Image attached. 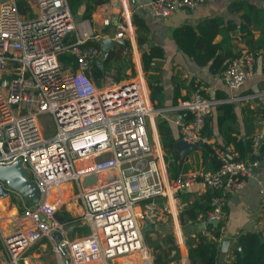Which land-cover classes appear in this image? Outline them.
<instances>
[{
	"label": "built area",
	"instance_id": "obj_1",
	"mask_svg": "<svg viewBox=\"0 0 264 264\" xmlns=\"http://www.w3.org/2000/svg\"><path fill=\"white\" fill-rule=\"evenodd\" d=\"M199 1L153 0L149 10L168 18L178 10L195 9ZM112 22V16H104L103 26ZM129 33L130 24L121 14L114 36L117 46L125 49ZM97 39L91 21L77 22L68 0L0 1V164L20 160L42 193L37 207L30 203L23 210L31 225L1 236L0 264H29V248L45 238L55 240L53 232L64 230L56 220L61 197L55 198L64 183H76L82 220L91 231L71 241L64 236L57 242L58 251L64 247L74 264H115L128 257L133 260L128 264H154L144 223H173L180 229L188 207L181 193L203 185L217 193L207 214L198 218L217 221L222 237L229 197L257 177L259 159H238L233 151L213 144L205 132L206 120L220 101L207 97L202 88L176 107L181 110L176 123L181 139L210 145L219 166H194L171 176L174 158L166 161L159 137L149 136V124L156 131V111L144 75L121 80L103 73L96 80L90 72L102 56L101 45L91 44ZM255 60L251 51L232 58L223 73L231 90L254 75ZM43 113L55 123L51 136L41 127ZM252 152H264V134H254ZM92 175L98 180L84 187V179ZM260 194L264 200V185ZM12 195L0 181V199ZM41 213L51 223L43 221Z\"/></svg>",
	"mask_w": 264,
	"mask_h": 264
},
{
	"label": "crops",
	"instance_id": "obj_2",
	"mask_svg": "<svg viewBox=\"0 0 264 264\" xmlns=\"http://www.w3.org/2000/svg\"><path fill=\"white\" fill-rule=\"evenodd\" d=\"M152 1L108 0V2L99 5L94 10L91 19L83 17L85 7L79 10L78 14L81 16L77 17L76 15V17L91 21L93 29L98 35V39L92 40V42H99L101 49V39L103 37L114 39L117 19L121 17V14L130 24V33L125 49L117 46V44L114 45L110 50V52H114V57L108 64L104 65L106 61L103 62L101 56L90 74L96 80L99 79L95 77V68L98 65L103 73H105V70L111 69L119 79L124 80V76L130 77L131 75H124L125 72L122 69L124 65L122 63H125L124 59L125 61L131 59L136 65L137 71H139V77L141 74L145 77L143 53L149 52L153 47H160L163 50V58L156 60L154 73L158 75V85L161 90L154 97L151 90H149L152 106L156 111L154 115L156 126L154 135L159 137L161 145L159 126H164L166 132L168 129L175 142L181 139L180 129L176 123L181 110L176 107L184 99L190 98L195 89L202 88L207 97L219 100L221 104L231 103L234 105L235 120H228L222 125L219 123V113L215 107L209 125L213 134L212 143L233 151L238 157H242L244 152V159H259L260 164L257 177L249 179L242 188L229 197L226 232L219 241L218 262L223 264L226 261L235 259L233 249L241 234L253 232L264 237V200L260 194L261 186L264 185V152L255 154L251 150L254 134H264V32L255 28L250 22L249 25L253 32V37L250 38L252 44L246 42L245 34L241 31V26L247 23L243 18L244 13L230 9L232 3L240 0H200L195 9H181L168 18L158 17L151 13L141 15L136 12L138 9L142 12L149 10ZM245 1L264 10V0ZM106 15L112 16L111 26H103V18ZM137 16L138 20L136 21ZM216 16L222 17L226 22L234 21L239 27L234 33H220L215 37V43L226 46L228 57L230 54L235 55L243 51H252L255 54L254 75L242 87L234 90H231L224 81L223 72L212 71L210 65H198L180 49L173 37L174 30L181 25L188 24L197 28L202 21ZM138 21L144 23L145 27L138 26ZM94 23H96L97 28L94 27ZM118 63H121V65H118ZM204 147L206 146L187 152L182 161L180 160V154L174 148L178 157V166L171 163L170 175L175 176L178 172L191 169L194 166L213 169L216 166V160L213 162V160L204 157ZM254 155L257 158H253ZM172 158L175 157L172 155ZM207 189L203 185H197L187 191V200L183 198L189 206L194 201L201 199ZM29 205L28 199L21 196L18 199L14 194L10 199H0V263H2L1 236L11 233L18 227L24 228L31 225L30 220L22 217L23 210ZM69 206L72 207L68 211L66 206L65 216L56 218L62 224L64 230L61 231L67 239H69L67 229L70 226L79 227L80 224L85 223L82 220L84 213L82 204L80 208L78 203H71ZM71 210H76L81 217L71 214ZM180 227V229H177L173 223L168 225L144 223V232L149 233L154 246H157V251L166 255L170 264H193L189 257L187 239L199 233L210 235L213 227L216 226L208 225L206 221L199 218L193 220L192 223H188V221L184 223L181 217ZM224 237L231 238L226 251L222 250ZM144 238L146 239V236ZM57 246L56 239H42L26 251L25 257L29 264H74L71 261L69 252L65 255L61 248L59 251L56 249ZM153 257L155 256L153 255ZM19 264L23 263L20 262Z\"/></svg>",
	"mask_w": 264,
	"mask_h": 264
},
{
	"label": "trees",
	"instance_id": "obj_3",
	"mask_svg": "<svg viewBox=\"0 0 264 264\" xmlns=\"http://www.w3.org/2000/svg\"><path fill=\"white\" fill-rule=\"evenodd\" d=\"M68 2L74 14H77L82 7H85L83 11V17L85 19H91L94 10L99 5L108 2V0H68ZM230 9L232 11L244 13L243 18L247 23L241 26V31L245 34L246 42L251 45V37H253V32L249 23L252 22V25H254L255 28L261 29L264 32V10L245 0L235 1L230 6ZM137 20L138 16L136 17V21ZM138 26L144 28L145 24L141 21H138ZM238 29L239 27L234 21L226 22L222 17L216 16L202 21L197 28H194L188 24L181 25L174 30L173 37L180 49L198 65H210L212 71H221L224 73L232 58L237 54H230L228 57L226 54L228 51L226 46L215 43L214 40L215 37L220 33H234ZM91 44L100 45L99 42H91ZM114 55V52H110L104 65L108 64ZM161 58H163V50L160 47H153L149 52L143 53V64L146 72L145 77L148 82L149 89L151 90V93H153V97L161 90V87L158 85V75L154 73L156 60ZM63 60H69V57L64 56ZM95 69V77L100 78L103 74L102 69H100L98 65ZM203 93L205 94L204 91ZM216 109L219 113L218 120L220 125L224 124L228 120H235L236 114L234 112L233 104L220 103L216 106ZM212 117L213 115L208 117L205 124V132L208 133L210 137L213 135L211 129L209 128ZM159 132L163 147L166 150L168 149L175 157L172 164L178 166V157L174 149V138L170 136L168 129L167 132L165 131L164 126H159ZM212 153L213 151L210 145L204 147V157L215 162L216 158ZM243 153L242 157L237 156V158L246 160L243 158ZM253 158L257 157L254 155ZM215 164L216 166L213 169L218 168L219 162L216 160ZM216 193L217 189L208 188L202 195L201 199L191 203L181 215L183 222H187L188 219L197 220L200 213L206 215L211 208V197ZM181 194L186 200L188 199L186 196L187 191ZM150 238L151 237H149V233L146 234V244L148 245L152 254L155 256L154 264H170L168 257L157 251V246H154ZM220 239V226L213 227V231L210 235L199 233L194 237L187 239L191 262L193 264H219L218 259L220 252ZM233 251L235 259L233 261H226L223 264H264V237L253 232L243 233L238 237L237 244Z\"/></svg>",
	"mask_w": 264,
	"mask_h": 264
},
{
	"label": "water",
	"instance_id": "obj_4",
	"mask_svg": "<svg viewBox=\"0 0 264 264\" xmlns=\"http://www.w3.org/2000/svg\"><path fill=\"white\" fill-rule=\"evenodd\" d=\"M0 1H3V0H0ZM136 12L141 15H146V13H150V10H147L146 12H142L138 9ZM114 45H116V41L114 39L109 38V37L102 38V60L103 62L107 60L110 54V50ZM6 78L7 76L5 74L3 76V83L6 82ZM174 148L180 154V160L182 161L187 152L196 150L199 148V146L197 144H192L185 139H180L174 143ZM97 180H98V177L96 175L86 177L84 179L83 186L84 187L90 186L94 184ZM0 181L6 184L13 192H16L21 197L28 199L29 202L32 205H34V207L38 206L40 199H41V195H42L41 188L37 182L29 179V172L22 165V162L20 160H17L12 164H7V165L0 164ZM41 218L43 221L51 223V220L47 219L46 216L42 213H41ZM207 224L218 226L217 221H211L210 223H207ZM53 237L60 244L61 241L64 239V233L61 230L54 231ZM230 241H231L230 237L223 238V243H222L223 251L227 250ZM61 249L66 255L67 253L66 249L62 246H61Z\"/></svg>",
	"mask_w": 264,
	"mask_h": 264
},
{
	"label": "rangeland",
	"instance_id": "obj_5",
	"mask_svg": "<svg viewBox=\"0 0 264 264\" xmlns=\"http://www.w3.org/2000/svg\"><path fill=\"white\" fill-rule=\"evenodd\" d=\"M76 15H77V17L78 16H81V15H79L78 13L77 14H74L75 18L77 19V22H79L80 20H82L80 18L78 19L76 17ZM94 27L97 28L96 23H94ZM73 39H74V37H72L71 40H73ZM65 57H67V56H65ZM126 60L127 61H125V59H124V62L125 63L124 64L122 63V65H124L122 67V69L125 72L124 75H131V76L130 77L124 76V80H130V79L138 78L139 77V75H138L139 74V71H137L136 65L134 64L133 61H131V59H129V60L126 59ZM119 64L121 65V63H118V65ZM105 73H111V74L115 75L114 74L115 72H113L111 69L105 70ZM39 120H40V124H41V127H42L45 135L46 136L53 135L54 132H55V123L53 121L52 116L50 114H48V113H43V114H41L39 116ZM148 120H149V118H148ZM148 123H149V121H148ZM148 129H149V136H150L151 139H153V137H154V130L150 126V124L148 125ZM163 149H164V147H163ZM164 151H165V149H164ZM165 154H166L165 160L168 161V162H170V160L172 159V154L170 153V151L168 149L165 151ZM75 184L76 183L74 181H70L68 183H64V185L62 187H60V190L57 189L58 190V195H56L55 198L61 197L60 198L61 199V206H60V209L57 212L56 218H58V216L59 217L65 216V214H66V206H67V209L69 211V209L72 207V206H69L71 203H78V207L80 208L81 201L79 199H77L78 189H77V186ZM55 192H56V190L54 192H52V193H55ZM13 194L18 199H20V195L19 194H17L16 192L15 193L13 192ZM70 213L71 214H74L76 216L79 215L76 210H73V211L71 210ZM79 217H81V216L79 215ZM90 227L91 226H90L89 222H86L84 224H80L79 227H77V226H70L67 229V237L70 240H73V239H75L77 237H83V236H85V235H87V234L90 233V231H91L90 230ZM143 233H144V236H146V233L144 231H143ZM130 259H131V261H133L132 258H129L128 257V258H123V259H117L116 260V263L117 264H119V263L120 264H128V262H130Z\"/></svg>",
	"mask_w": 264,
	"mask_h": 264
},
{
	"label": "bare ground",
	"instance_id": "obj_6",
	"mask_svg": "<svg viewBox=\"0 0 264 264\" xmlns=\"http://www.w3.org/2000/svg\"><path fill=\"white\" fill-rule=\"evenodd\" d=\"M129 258H132V257H129ZM118 259H123V258H118ZM116 260H117V259H116ZM116 260H115V261H116ZM115 261H114V263H115ZM130 262H131V259H130ZM130 262H128V263H130Z\"/></svg>",
	"mask_w": 264,
	"mask_h": 264
}]
</instances>
